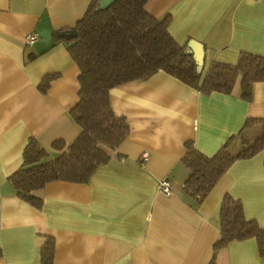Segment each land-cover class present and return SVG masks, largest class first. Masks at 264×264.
<instances>
[{"label":"crops","instance_id":"1","mask_svg":"<svg viewBox=\"0 0 264 264\" xmlns=\"http://www.w3.org/2000/svg\"><path fill=\"white\" fill-rule=\"evenodd\" d=\"M91 1L0 0V264H42L48 239L51 264H264L254 237L213 250L225 195L264 228V147L234 160L200 202L183 189L189 170L182 160L187 143L210 156L230 140L236 152L246 119H264V81L253 84L251 101L239 96L240 77L229 94L201 93L163 71L117 85L110 106L129 131L108 162L86 183L48 182L36 192L39 207L16 195L9 178L30 138L47 161L56 155L53 141L68 144L79 133L70 115L79 68L55 32L72 29ZM145 10L169 15L177 43L201 42L203 68L234 64L241 52L264 56V0H147ZM43 30L47 42L38 35L25 43ZM260 127L245 128L243 138L251 141ZM163 179L170 194L158 189Z\"/></svg>","mask_w":264,"mask_h":264},{"label":"trees","instance_id":"2","mask_svg":"<svg viewBox=\"0 0 264 264\" xmlns=\"http://www.w3.org/2000/svg\"><path fill=\"white\" fill-rule=\"evenodd\" d=\"M146 2L116 0L106 9L96 10L97 0H92L72 28L75 37L55 32V42L64 43L79 68L78 101L70 110L79 133L68 144L61 139L53 141L56 155L47 161L48 152L35 139L28 140L22 166L9 178L21 199L39 207L41 198L36 192L48 182L86 183L99 165L108 162L109 150L118 147L129 131L125 118L110 106L109 90L117 85L163 71L201 93L229 94L240 77L239 96L251 101L253 84L264 81V56L249 52H241L234 64L211 61L198 70L186 46L170 35L169 15L152 16L145 10ZM52 77L42 79L41 91ZM255 123L261 124L259 132L251 141L244 139V129ZM239 137L243 141L236 152L229 148V140L210 156L186 144L182 159L189 170L183 187L186 193L200 202L234 160L252 156L264 147V119L247 118ZM219 216L220 235L213 244L214 252L231 240L254 237L264 254V228L245 217L240 200L225 195ZM52 256L53 242L48 239L41 251L42 264H51ZM208 264L216 263L211 259Z\"/></svg>","mask_w":264,"mask_h":264},{"label":"water","instance_id":"3","mask_svg":"<svg viewBox=\"0 0 264 264\" xmlns=\"http://www.w3.org/2000/svg\"><path fill=\"white\" fill-rule=\"evenodd\" d=\"M116 0H97L96 10H103L114 3ZM39 37L42 41L47 42L49 39L48 31L39 32ZM61 37H75V29L61 30L58 32ZM186 53L192 54L198 70H201L204 63V45L201 42L195 40H189L186 46Z\"/></svg>","mask_w":264,"mask_h":264},{"label":"built area","instance_id":"4","mask_svg":"<svg viewBox=\"0 0 264 264\" xmlns=\"http://www.w3.org/2000/svg\"><path fill=\"white\" fill-rule=\"evenodd\" d=\"M37 39H38V34L37 33H31L25 37V43L26 44H32ZM143 156L146 157V154H143ZM158 189L160 192H162L164 194H170L172 192L173 185L169 180L163 179L158 183Z\"/></svg>","mask_w":264,"mask_h":264}]
</instances>
